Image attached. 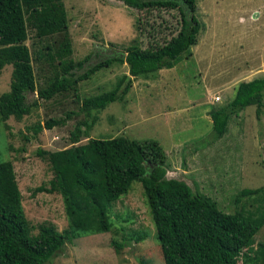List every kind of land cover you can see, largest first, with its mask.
Returning <instances> with one entry per match:
<instances>
[{"label":"rangeland","instance_id":"1","mask_svg":"<svg viewBox=\"0 0 264 264\" xmlns=\"http://www.w3.org/2000/svg\"><path fill=\"white\" fill-rule=\"evenodd\" d=\"M61 3L71 42L70 57L78 61L87 56L85 65L124 54V48L132 42L142 48L161 43L179 26L176 8L142 13L121 0ZM195 4L201 28L196 43L189 47L191 55L182 56L171 70L155 73L159 77L152 81L149 78L154 75L132 79L124 98L92 112L96 121L88 137L107 139L121 135L136 141L155 140L165 152L166 177L183 180L194 191L209 197L222 212L264 211V193L256 204L249 197L235 200L241 189L264 183V125L263 119L258 124L255 106L248 105L231 115L225 132L214 141L211 125L201 116L208 98L221 97L213 103V109L233 97L235 86L230 90L231 84L227 89L228 93L231 91L229 97L223 88L230 79L264 78L263 71L253 72L259 64L264 68V0H195ZM58 37H39L26 22L24 43L36 89L45 85L50 61L47 47ZM127 70L125 63L113 61L79 81L74 91L48 100L27 92V99L36 100L30 112L18 120L12 116L4 122L0 120V160L12 163L23 213L34 227L31 233L41 223L52 224L58 231L67 227L59 194L35 190L41 185L48 187L52 177L47 161L37 151L68 147L69 131L82 114L71 115L64 124L42 128L35 134L31 127L42 125L48 118H62L68 111L76 112L83 98L110 91ZM243 71L248 74L239 77ZM10 72V65L0 69V93L8 90ZM144 84L154 85L148 90ZM85 140L82 137L79 142ZM108 215L112 223L108 231L82 235L65 243L45 264H163L139 182L133 181L128 191L111 203ZM137 233H144V238L125 241L119 251H114L113 241L121 242L123 237ZM253 240L264 243V224ZM237 263L255 264L244 256Z\"/></svg>","mask_w":264,"mask_h":264},{"label":"trees","instance_id":"2","mask_svg":"<svg viewBox=\"0 0 264 264\" xmlns=\"http://www.w3.org/2000/svg\"><path fill=\"white\" fill-rule=\"evenodd\" d=\"M121 1L142 13L176 8L178 29L161 43L142 48L132 42L124 48V54L85 65L87 56L78 61L70 57L71 42L61 0H0V69L11 66L8 90L0 93L1 121L10 116L18 120L30 112L36 100L27 99V92L48 100L74 91L79 81L113 61L125 63L128 69L110 91L83 98L76 112L68 111L62 118H48L42 125L31 127L35 134L42 128L64 124L71 115L82 114L69 131L68 147L37 151L47 161L52 177L48 187L41 185L35 190L59 194L66 228L58 231L52 224L41 223L31 233L34 227L23 213L12 163L0 160V264H45L65 243L82 235L108 231L112 224L108 215L110 205L128 191L133 181L139 182L145 196L163 264H238L240 256L264 264V243L253 240L264 224V211L222 212L209 197L194 191L183 180L166 177L165 153L155 140L136 141L121 135L107 139L88 137L96 121L92 112L124 98L132 79L151 77L159 69L175 65L182 56H189V47L195 44L201 28L195 16V0ZM26 22L39 37L59 35L47 47L48 77L38 89L24 43ZM248 105L255 106L258 120L263 119L264 78L238 82L233 97L210 112L211 139L221 137L228 118ZM82 137L86 140L79 142ZM23 139L27 140V136ZM145 163L154 164L148 174ZM263 193L264 183L257 188L241 189L235 200L249 197L256 204ZM252 201L250 204L254 205ZM144 236L129 235L111 245L117 252L125 241L137 242Z\"/></svg>","mask_w":264,"mask_h":264},{"label":"crops","instance_id":"3","mask_svg":"<svg viewBox=\"0 0 264 264\" xmlns=\"http://www.w3.org/2000/svg\"><path fill=\"white\" fill-rule=\"evenodd\" d=\"M196 41H197V39H196ZM196 43V42H195ZM194 45V44H193ZM192 46V45H191ZM190 55H191V52H190ZM174 67V65L172 66V67H170V68H164V69H169V70H171L172 68ZM164 69H159L157 72H156V74L155 75H158V73H160V71H162V70H164ZM254 69L255 70H253V72H255V73H261L262 71L264 72V68L261 66V64H259V65H257V67H254ZM260 70V71H259ZM239 74V73H238ZM246 74H248V73H245L244 71L242 72V73H240L238 76L239 77H243L244 75H246ZM126 75H127V73H126ZM153 76V77H151V78H149V80L150 81H152V80H154V78L155 77H159V76ZM237 76V77H238ZM236 77V78H237ZM238 77V78H239ZM237 78V79H238ZM251 78H253V77H248V78H245L244 80H242V81H246V80H250ZM236 79H230L229 81H227L223 86V88H224V90H225V92H226V95H228V97L230 96V94H231V91H230V93H228V91H227V89L231 86V84H232V86H231V89L230 90H232L233 89V87L234 86H236V85H234L235 84V82H240L239 80L238 81H235ZM233 81H235L234 83H233ZM151 85H154V84H149V85H147V86H145V84H144V87H146L148 90H149V88H150V86ZM159 88V87H158ZM146 89V90H147ZM217 94V91L216 92H214L213 93V96L214 95H216ZM219 96V100L218 101H214L213 100V97L212 98H208L207 99V105L203 108V111H202V117H203V119H207L206 121H207V124H209V125H211V119H210V112L214 109H212V107H213V103H215V102H219L220 100H221V97H220V95H218ZM238 113V112H237ZM229 119V118H228ZM257 121H258V124H260L261 123V120H258L257 119ZM262 122H263V125H264V118H263V120H262ZM157 142V141H156ZM158 143V142H157ZM165 153V152H164Z\"/></svg>","mask_w":264,"mask_h":264},{"label":"water","instance_id":"4","mask_svg":"<svg viewBox=\"0 0 264 264\" xmlns=\"http://www.w3.org/2000/svg\"><path fill=\"white\" fill-rule=\"evenodd\" d=\"M154 167V164H150V163H145L144 164V169L147 171L146 173L148 174L151 169Z\"/></svg>","mask_w":264,"mask_h":264},{"label":"built area","instance_id":"5","mask_svg":"<svg viewBox=\"0 0 264 264\" xmlns=\"http://www.w3.org/2000/svg\"><path fill=\"white\" fill-rule=\"evenodd\" d=\"M213 100H214V101H218V100H219V97H218V96H214V97H213Z\"/></svg>","mask_w":264,"mask_h":264}]
</instances>
